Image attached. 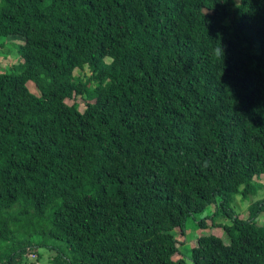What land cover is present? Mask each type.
I'll list each match as a JSON object with an SVG mask.
<instances>
[{
  "label": "trees",
  "instance_id": "obj_1",
  "mask_svg": "<svg viewBox=\"0 0 264 264\" xmlns=\"http://www.w3.org/2000/svg\"><path fill=\"white\" fill-rule=\"evenodd\" d=\"M3 47L0 264H186L190 218L229 237L193 264H264V0H0Z\"/></svg>",
  "mask_w": 264,
  "mask_h": 264
},
{
  "label": "rangeland",
  "instance_id": "obj_2",
  "mask_svg": "<svg viewBox=\"0 0 264 264\" xmlns=\"http://www.w3.org/2000/svg\"><path fill=\"white\" fill-rule=\"evenodd\" d=\"M23 40L19 37H9L6 39L5 44H22ZM20 61L19 54L17 53V49H9V48H0V70H7L12 65L17 64ZM78 74V72H76ZM86 74H90L87 72ZM75 101H78V99L74 100H67V103L69 105H73ZM83 110V107L81 108ZM256 181L259 183L257 193L253 196L243 199L241 195L237 196L233 199L231 208L234 209V211L237 213L238 216L241 218H248L249 217V211L250 206L257 201L258 199L264 198V175L260 176L259 178H256ZM220 198H218L219 200ZM215 216V219H213V222H222L225 224H230L229 219H225L221 217V213L218 212V202L213 203L210 206L206 208V210L196 216V219H203L207 216ZM211 221V220H209ZM259 221L264 223V212L259 215ZM217 235L224 240H228L229 237L226 233V231L223 228L220 227H212L211 224L209 226H199L195 223L194 218H190L186 223V233L184 236L179 232L178 235V246L180 249V254L176 256V259L182 258V256L185 259L186 264H193V262L190 260L191 257V251L192 248L196 245L197 239L204 235ZM39 253L41 255V264H47L48 259V253L46 249L42 248L39 249ZM38 257V254H33L31 256L32 260H35Z\"/></svg>",
  "mask_w": 264,
  "mask_h": 264
},
{
  "label": "clouds",
  "instance_id": "obj_3",
  "mask_svg": "<svg viewBox=\"0 0 264 264\" xmlns=\"http://www.w3.org/2000/svg\"><path fill=\"white\" fill-rule=\"evenodd\" d=\"M214 55L218 58L220 57H222L223 59L225 58L226 52L222 44L214 49Z\"/></svg>",
  "mask_w": 264,
  "mask_h": 264
}]
</instances>
